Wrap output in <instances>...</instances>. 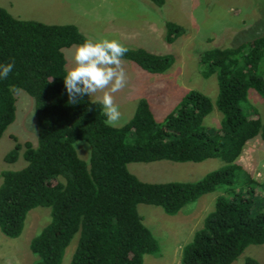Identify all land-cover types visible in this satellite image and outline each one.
Here are the masks:
<instances>
[{
    "label": "trees",
    "instance_id": "1",
    "mask_svg": "<svg viewBox=\"0 0 264 264\" xmlns=\"http://www.w3.org/2000/svg\"><path fill=\"white\" fill-rule=\"evenodd\" d=\"M150 1L158 7L166 3ZM166 27L170 44L185 32L177 23L167 22ZM85 38L75 25L21 20L0 7V65L15 61L9 77L0 79V139L15 119L12 85L34 100L37 127L36 143L23 144L25 166L0 172V232L18 238L27 214L48 208L50 221L29 242L32 264H61L76 235L70 264H143L145 254H160V245L139 213L140 203L175 215L218 190L214 209L183 246L179 264H232L248 245H264V181L240 162L249 142L264 143V123L248 102L251 89L264 102V77L259 74L264 33L200 55L202 77L217 79L222 121L213 131L203 125L213 103L197 90L188 91L161 123L143 98L119 127L107 126L102 105L87 95L68 104L63 49ZM123 60L163 74L177 58L129 48ZM77 142L89 145L87 163L77 154ZM21 148L16 143L4 161L14 163ZM211 158L226 166L196 182L147 183L127 168L130 163H201ZM244 264L261 263L247 256Z\"/></svg>",
    "mask_w": 264,
    "mask_h": 264
},
{
    "label": "rangeland",
    "instance_id": "2",
    "mask_svg": "<svg viewBox=\"0 0 264 264\" xmlns=\"http://www.w3.org/2000/svg\"><path fill=\"white\" fill-rule=\"evenodd\" d=\"M0 7L21 20L72 24L87 38H118L131 49L176 56V62L163 74L148 73L123 60L128 82L115 94L122 113L117 127L132 117L141 98L147 100L156 122L161 123L188 91L197 90L213 103L212 112L203 121L204 127L209 131L218 129L222 115L216 106L217 79L216 75L202 77L200 55L218 46L227 48L255 40L264 33V0H166L163 7L150 0H0ZM167 22L177 23L185 30L173 44L166 40ZM78 46L63 49L66 73L74 66ZM259 74L264 77V63ZM99 96L102 93L88 98L99 101ZM248 102L264 123V102L252 89L248 91ZM15 107V119L0 139V172L23 168L26 164L22 157L23 144L26 141L35 144L37 140L34 100L22 91L16 95ZM16 143L22 145L18 159L14 163L5 162V155ZM75 149L87 163L89 145L77 142ZM240 162L257 180L264 181V143L260 139L248 143ZM225 166L220 158H211L201 163H130L127 168L143 182L169 183L196 182ZM220 193L218 190L207 193L175 215L166 213L160 206L140 203L139 213L160 245V254H145L143 264H179L183 246L214 209ZM49 221V209L38 207L27 214L18 238L11 239L0 232V264H32L35 257L29 250V242ZM77 242L78 235L66 248L61 264H70ZM247 256L264 264V245H248L232 264H244Z\"/></svg>",
    "mask_w": 264,
    "mask_h": 264
},
{
    "label": "clouds",
    "instance_id": "3",
    "mask_svg": "<svg viewBox=\"0 0 264 264\" xmlns=\"http://www.w3.org/2000/svg\"><path fill=\"white\" fill-rule=\"evenodd\" d=\"M129 48L118 38H85L74 54V66L67 71L64 84L68 94V104L78 103L85 95L93 98L98 93L99 103L106 116L105 124L117 127L122 113L115 102V94L122 91L128 82L123 57ZM15 67V61L0 65V79H7ZM12 93L19 95L23 90L10 86ZM93 103L96 100H92Z\"/></svg>",
    "mask_w": 264,
    "mask_h": 264
}]
</instances>
